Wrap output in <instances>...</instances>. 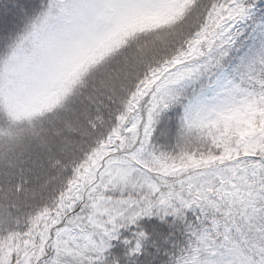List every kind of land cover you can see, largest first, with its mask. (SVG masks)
<instances>
[{
  "label": "snow or ice",
  "instance_id": "snow-or-ice-1",
  "mask_svg": "<svg viewBox=\"0 0 264 264\" xmlns=\"http://www.w3.org/2000/svg\"><path fill=\"white\" fill-rule=\"evenodd\" d=\"M0 264H264V0H0Z\"/></svg>",
  "mask_w": 264,
  "mask_h": 264
}]
</instances>
